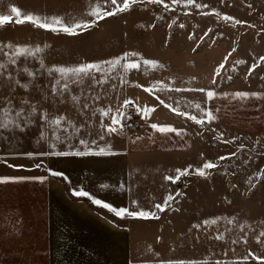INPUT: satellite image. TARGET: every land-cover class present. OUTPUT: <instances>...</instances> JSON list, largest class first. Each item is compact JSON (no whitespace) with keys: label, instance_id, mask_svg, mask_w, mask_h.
<instances>
[{"label":"snow or ice","instance_id":"1","mask_svg":"<svg viewBox=\"0 0 264 264\" xmlns=\"http://www.w3.org/2000/svg\"><path fill=\"white\" fill-rule=\"evenodd\" d=\"M148 3L152 5H159L163 4V7L167 10L170 9V5L168 3H165L164 0H104V6L112 5L114 6L111 11H105L101 7L99 3L95 5V7L88 13L89 16L93 17L90 22H76L72 25H67L63 23L61 18L59 17H51L49 19H42L39 16H35L31 13L29 14H22L21 10L16 7V6H11L10 7V13L11 15L8 14H0V27H3L10 22L13 21L16 24H24V23H30L34 27L44 29L46 31H51V32H63L67 35H76L77 31L79 29H87L89 27H92L95 25L97 20H103L106 17H111L114 15H117L119 13H123L125 11H128L132 6L138 4V3ZM172 4H181L183 3L186 7L189 5H194L195 8L200 9L202 7H207L206 4L202 5L200 3H196L195 0H171ZM202 15H208V13H202ZM216 15L221 16L220 13H216ZM221 19L225 21H233L234 24H241L244 23L240 20L234 19L232 16L228 15H223L221 16ZM172 25H169L171 27ZM180 27H184V25H180ZM251 27V25H249ZM211 31V29H209ZM208 32L204 33V36H207ZM189 39H192L190 36ZM204 37H201V40H203ZM10 49L11 50V55L9 54L8 51H5V49ZM42 51V49L39 46H36L34 49L27 46V45H12L11 43L8 44H0V54H2L4 57L8 58V63H0V75H6V79L12 80L13 76L12 73L8 72V65L16 66L17 65V60L20 57H24L27 59L28 57H32L35 55V53H38ZM233 52L236 51V49L232 50ZM231 52L228 54V56H231ZM138 57V53H125L123 56L113 58L111 60L107 61H102L99 63H84V64H79L76 66H56L53 65L51 68H48L47 71L51 75L53 72L57 73L60 77V79H57L54 84L51 85V91L53 95L60 94L62 95L65 91L68 90L69 87V80L71 79V82L73 83H80L82 82L83 78L85 77H91V79L94 81L95 84H103L106 81L104 79H99L97 80L94 73H101V76L104 75V69L101 67L102 64L108 65L110 68H115L116 66H122L125 71H131L133 69H139L141 64H143L145 67H151L155 68L157 65V62L154 60H147L143 58H138L133 61H129L128 57ZM228 56L224 57L225 62L228 61ZM259 61H264V56H261L259 58ZM259 61L254 62L251 64L250 67H248L247 72L248 75H252L254 70L259 66ZM123 62V63H122ZM42 63V62H41ZM236 64H244L246 61L244 60H237L235 61ZM225 68V64L221 63L215 70V75L220 76L221 70ZM18 71H23L26 73V75L32 79L35 78V74L31 72L27 67H24L23 69H18ZM231 79V77H229ZM61 80H64L65 82L61 84ZM126 82V81H125ZM15 83L23 88L25 91L28 90L29 85L27 83H21L19 80H16ZM216 83V79H213V84ZM59 85V91H58V86ZM136 87H140V85H134ZM146 92H149L150 94H153L154 90L151 88H145L144 89ZM174 90L176 92H181V91H189V92H204L206 94V98L208 101L213 100L215 97L223 95L227 97L229 94L228 93H217L214 90H205L203 88H175V89H170ZM233 98H238V99H247L249 97H255V98H261V94L259 92H247V91H237L231 94ZM158 98V97H157ZM72 99L74 101H78V97L73 96ZM22 105H28V101L22 100L21 101ZM161 104H164V101H160ZM133 102L131 100H124L122 108L127 109L128 107H132ZM166 108H169L171 111L175 112L179 116H186L189 120L194 121L195 124L203 126L205 123H211L216 119L215 115L213 114L212 111L206 110L201 108L199 104H196V108L200 109V116L199 118L195 115H191L189 113H185L179 110V108H173L171 105L164 104ZM85 108L88 107L87 104L84 105ZM36 107L35 105L30 106L29 111H25L24 107H20L18 109L14 108L11 104V101L9 100L7 105L5 107H0V132L2 131H18L20 133H23L25 129L31 125L34 121L31 119L36 115ZM101 112L102 116L108 115V111H104L103 109H99ZM135 111L137 115H141V118H146L149 116L155 109L149 108L145 106L144 108H140L139 106L135 107ZM127 113L126 111L118 109L116 111V114L111 117V123L105 127V130L109 133H116L122 130L123 128V120L127 119ZM40 119L44 122V124L48 125H54L55 127L53 128V136L55 140L63 143L65 140V137H62L60 135H57L58 132L63 131V132H68V129L63 127L62 122L65 120L64 116H57L54 119L49 120L47 118L46 113H41ZM69 124H71V121H69ZM43 127V125H42ZM150 127L153 130H157L160 133H169V132H175L176 135H181L183 133V130L180 129H175L171 126H160L157 124H151ZM76 131H79V129H76ZM40 138L41 139H46L44 136V133H40ZM71 138V134L67 137V139ZM103 139V136L100 137ZM139 139V137L137 138ZM224 143H231V141H223ZM88 141L81 139L80 144L85 145L87 144ZM95 143V141H93ZM50 148L55 149V144H50ZM243 147V146H241ZM104 155L108 154L106 153L105 149L101 148L99 152L97 153H92L90 151L85 152V151H76V152H69V151H49V152H39L38 155L40 156H68V155H75V156H82V155ZM25 155L28 157H32L34 153L28 152ZM231 155H235V153H232ZM230 157H219L220 160H226L229 159ZM10 167L12 165H9ZM41 165L37 164L36 167L39 168ZM217 167L216 163L212 161H206L202 164L201 167L195 169V174L204 177L206 175V170L212 169ZM49 174L52 176H63V173L58 172V171H53L51 169L48 170ZM264 172V170H262ZM176 176L171 177V176H166L164 179L166 180H171L173 183L176 182L181 176L183 175H188V170H181L177 169L176 170ZM25 179H37L43 182L44 180L47 179V177H0V183H6V182H19ZM106 187V186H105ZM72 195L75 197H87L91 202L99 207H103L107 209L108 211L112 212L115 216L117 217H131V218H139V219H158L157 212H164L166 207L170 205V203L174 200L173 195L169 194L167 195L163 203H156L154 205V208L157 211H144V210H133L130 211L127 208H116L110 205L109 203H106L100 199L94 198L89 192L85 190H74L72 192ZM136 202L133 201V205H135ZM231 222V221H230ZM204 224H208V220L203 221ZM211 223H215V221H211ZM193 227H199V225H193ZM261 236H264V232L260 233ZM217 239H223V236H217ZM235 243V241H234ZM249 255L252 256L253 260H260L259 257H256L249 253ZM247 259V258H245ZM171 264V262H170ZM177 264H198L196 261H184L180 260L177 262ZM217 264H220V262H217Z\"/></svg>","mask_w":264,"mask_h":264}]
</instances>
